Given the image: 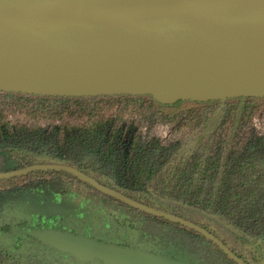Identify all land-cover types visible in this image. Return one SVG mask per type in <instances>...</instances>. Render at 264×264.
<instances>
[{"label":"trees","instance_id":"1","mask_svg":"<svg viewBox=\"0 0 264 264\" xmlns=\"http://www.w3.org/2000/svg\"><path fill=\"white\" fill-rule=\"evenodd\" d=\"M256 123L264 127V98L162 105L147 95L0 92V174L74 169L132 202L198 226L244 264H264V135L255 133ZM189 140L193 152L185 151ZM40 204L71 214L2 224L0 264H32L35 250L66 264H113L112 252L168 264H237L198 232L133 208L71 173L0 180V210L20 213ZM60 239L104 256L63 250ZM19 252L32 256L18 260Z\"/></svg>","mask_w":264,"mask_h":264},{"label":"water","instance_id":"2","mask_svg":"<svg viewBox=\"0 0 264 264\" xmlns=\"http://www.w3.org/2000/svg\"><path fill=\"white\" fill-rule=\"evenodd\" d=\"M0 92L60 97L151 96L162 105L264 98V0H0ZM64 171L149 215L219 240L189 222L143 207L74 169ZM63 249H83L58 240ZM113 264H168L110 253Z\"/></svg>","mask_w":264,"mask_h":264},{"label":"flooded vegetation","instance_id":"3","mask_svg":"<svg viewBox=\"0 0 264 264\" xmlns=\"http://www.w3.org/2000/svg\"><path fill=\"white\" fill-rule=\"evenodd\" d=\"M40 206H47V207H54V208H58V209H61L64 211V213L62 215H53V214H42V213H37V212H34V213H26L28 210V208H31V207H40ZM20 215H24L25 218L23 219V221L25 220H30V216H52V217H68L71 212L69 209L67 208H64L62 206H56V205H50V204H40V205H28L27 207H25L22 211H20V213H18ZM31 223V226H35L36 228L40 226L41 223L39 224H33ZM63 240V239H61ZM4 243L6 244H9L8 241L6 240H2ZM58 241V240H57ZM56 241V243H57ZM67 241H72V240H67ZM80 243V242H79ZM81 244V243H80ZM21 245V244H20ZM58 245V244H57ZM59 246V245H58ZM82 248H86L84 247L82 244H81ZM60 247V246H59ZM61 248V247H60ZM63 249V248H61ZM68 249H71V248H68ZM68 249H63V250H68ZM75 250H81L83 252V249H75ZM18 252V251H17ZM35 254L33 255L32 258H30L32 255L30 254H22V252H19L18 255L16 256L18 260H28L30 258V263L32 264H66V260H60L58 257H55L53 256L52 254L49 255V256H46L44 255V253L42 254L41 252H39L38 250H35ZM23 253H27L23 251ZM84 254V253H83ZM84 256L86 258H89V259H96V258H101V257H95V258H90L88 257L87 255L84 254ZM29 261V260H28ZM113 263V262H112Z\"/></svg>","mask_w":264,"mask_h":264},{"label":"rangeland","instance_id":"4","mask_svg":"<svg viewBox=\"0 0 264 264\" xmlns=\"http://www.w3.org/2000/svg\"><path fill=\"white\" fill-rule=\"evenodd\" d=\"M255 125H256L255 133L257 135H264V127H262L258 123H256ZM158 134L162 137V140L165 143L168 138L166 131L163 129H160L158 131ZM195 150H196L195 142L192 140L187 141L185 145V151L193 152ZM27 210L28 211L26 213L37 212V213H42V214H53V215H62L64 213V211L61 209L54 208V207H47V206L46 207L45 206L31 207V208H28ZM24 218H25L24 215H20L18 213H10L8 212L7 209L0 210V226H2V224L11 223L12 220L22 221Z\"/></svg>","mask_w":264,"mask_h":264}]
</instances>
